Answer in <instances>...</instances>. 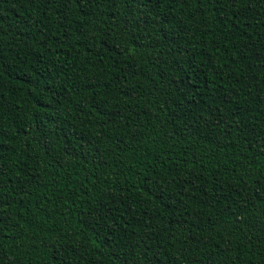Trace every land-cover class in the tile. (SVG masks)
I'll use <instances>...</instances> for the list:
<instances>
[{"label": "trees", "instance_id": "16d2710c", "mask_svg": "<svg viewBox=\"0 0 264 264\" xmlns=\"http://www.w3.org/2000/svg\"><path fill=\"white\" fill-rule=\"evenodd\" d=\"M0 264H264V0H0Z\"/></svg>", "mask_w": 264, "mask_h": 264}]
</instances>
